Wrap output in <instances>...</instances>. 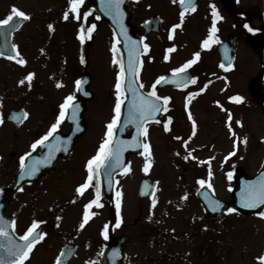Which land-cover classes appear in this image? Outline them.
I'll return each instance as SVG.
<instances>
[{
  "label": "flooded vegetation",
  "instance_id": "obj_1",
  "mask_svg": "<svg viewBox=\"0 0 264 264\" xmlns=\"http://www.w3.org/2000/svg\"><path fill=\"white\" fill-rule=\"evenodd\" d=\"M41 1L0 0V19L10 14L13 5L31 17L13 31H9V26H0V51L5 53L4 56H0V101H2L0 116L3 117V124H0V217L8 222L7 231L11 234L10 237L0 236V245L6 246L0 247V255L6 254L7 247L20 242V237L33 220H37L42 222L39 224V230L46 235L33 248L25 264H56V258L61 251L69 249L71 254L62 258V264H89V262L92 264H213L219 257L221 248V233L219 234L218 231L217 234L213 228L228 226L230 223L225 221L230 218L239 226L241 232L244 227L250 226L249 222L254 215L238 210L235 213H228L226 209L233 207L231 199L224 210L223 218L220 219V213L219 217L216 213L212 214V210H208L205 203L200 200L198 192L207 184L201 187L198 180L205 179L212 184V188L215 186L214 180L208 177V171L209 168L212 172L216 171L220 163L218 160L220 149L216 148L215 142L201 143L200 146L197 144V135L200 134L199 113L208 114V117L200 122L207 126H210L213 120L217 121L220 118L226 120L229 111L232 114L231 134L234 155L230 158L232 164L226 168L233 171L238 169L247 174L260 168L264 159V61L261 54V49L264 47V0H193L196 10L186 12L181 27L175 32H172V26L181 23L180 12L184 10L179 0H176V3H173V0L127 1L131 39L139 42V48L140 42L142 46L144 44L149 46L147 51L143 47L144 51L139 59L142 64L139 65L138 81L139 84L144 85L142 89L149 93L151 85L158 77L174 75L173 69L179 68L187 60L192 59L195 52H200V59L185 73L189 77H195L196 83H188L182 88L157 85V94L169 96L171 99L167 104L168 111L163 112L158 120L159 123L154 121L146 124L148 135L144 136V143L150 145L151 156L149 157L147 152H144V155L130 153L127 165H130L131 171L127 174L124 171H116L114 189L109 185H103L100 172L102 207L93 205L88 209L89 213H94V215H90L83 229L79 225L83 220L85 205L95 197V188L90 187L83 195L77 194L76 189L73 191L74 188L67 192L61 188L62 182L59 178L81 170V180L75 188L86 180L87 162L96 155L105 138L107 124L115 115V83L119 66L113 63V57L122 59L127 70L123 52L124 43L117 38L109 22L97 13L96 0H84L79 9V20L75 18V13L71 12L69 19L62 18L65 11H69V0H61L64 6H58L55 0L52 13L47 14L45 18H40L37 13L44 6V0ZM212 4H215L219 16L222 17L217 21L218 31L215 34L221 43L213 44L210 49H206L202 47V42L208 36L212 26ZM85 12L89 13L86 19L83 15ZM61 18L70 32L73 29V37L67 39L62 37L63 33L59 36L60 31L57 36L52 35L57 32L55 24L61 23ZM121 19L124 26V12ZM76 23H80L77 28H75ZM93 23L96 24V28L91 33V39L81 42L79 38L81 26L86 30ZM49 24L53 25V30L49 29ZM245 24L255 31H249L245 28ZM44 29L48 30L47 33ZM169 35L172 39H169ZM38 38L41 44L38 46V52L23 51L22 46L26 49ZM56 41L59 42V46L54 49L58 50L48 52L47 48L50 49ZM75 41L79 42V48L73 45ZM114 43L117 45L116 53L112 50ZM12 44L17 46L21 56L27 61L25 65H20L15 60L7 58L9 54H14ZM67 47L74 51L79 49V52L66 54L63 51ZM254 47L257 65L255 77L252 76V68L247 67L253 58ZM170 48L174 50L168 52ZM165 55H168V60L164 59ZM43 57L62 59L65 63L64 71L68 73L67 80L73 90L71 94L75 96L74 103L78 104L79 108L76 111L75 120L71 118L72 110L69 109L57 132L49 137V139L55 138L52 144L54 150L59 149L55 150L54 168L48 171L46 177L41 180L17 181L20 157L26 152L31 153L32 143L43 136L55 123L60 113V105L65 99V97L62 99L57 109L51 106L48 94L55 84V79L52 77H50L52 79L50 85L43 76H38L37 80L33 76L31 87H29L27 81L24 85L19 84V81L28 73L13 74L11 66L14 64L19 65L20 69L31 71ZM101 62L107 63V66L103 67ZM221 62L226 65L231 63L233 66L226 70L220 67ZM86 75L90 78V83L88 84L87 80L81 82L80 88L77 87L76 81H82ZM109 78L112 79L110 87L107 84ZM209 81L211 83H208ZM205 85H207L206 90L199 92V89ZM239 89L248 91L250 98ZM190 92L196 95L189 97ZM234 95L243 96L244 100L240 103L230 100L229 98ZM125 96L120 122L127 99L126 92ZM178 97L181 98L180 106L176 105ZM93 100L106 103L110 108V116L103 125V131L100 133L95 148L91 149L89 154L77 157L78 151L83 150L87 144L85 138L90 128L87 116ZM220 105H223V108ZM40 107L45 109L47 107L49 111L46 110L47 113L53 116L46 128H42L41 122L32 121V114L35 115ZM25 111L29 115L22 123L12 118L14 114ZM189 111L197 124L195 135H192V122L188 119ZM253 114L259 117L258 120L256 118L255 127L262 130V132L256 131L255 135L252 134L251 117ZM169 116L172 117L169 124L170 130L165 131L164 123L167 122ZM28 121H31L29 127H27ZM119 125L120 123L114 130L113 142ZM156 128H160L165 135L176 130L175 133L179 134L181 141L188 139L187 146L192 143L197 145L195 148L185 149L188 154L191 152V156H195L198 152L199 155H204L202 157L209 159L206 162L203 160L200 162V175L198 171H192L197 174L189 175L188 180H182L184 184L192 185L188 198L200 202L204 210L202 212L204 216L200 221L199 236L203 235L205 230L212 229L214 232L213 239L208 235H205V238L199 237L200 244L196 250L177 246L179 240L186 238L187 241L194 236L192 232L196 220L188 219L190 223L184 222L186 216L185 218L181 216L182 212L185 213L189 209L186 205L162 202L158 210L157 203L155 207H152L153 197L140 196L142 180L157 179V176L155 177L158 160L157 147L155 142L151 141ZM184 130H186V135L180 132ZM131 133L132 129L129 128L126 135L130 136ZM57 136L61 137L59 142L56 140ZM245 137H247L246 143L244 142ZM215 139H218L217 135ZM172 150H169L168 155L172 160L177 161L171 156ZM27 157H25V162ZM146 158L150 160L147 173L143 170ZM189 166L185 165V167ZM168 167H172L170 160L163 168L164 173L169 176ZM132 174L133 178H131ZM105 177L108 178L107 167H105ZM158 182L159 185L155 192L157 202L160 198L158 197L161 188L159 186L163 181ZM233 182L235 184L234 177ZM117 192L122 193L119 198L122 222L118 227L116 225ZM29 209L37 217L25 224L24 218H27ZM234 214H243L247 217L236 221L233 219ZM179 216L183 218L184 226L175 227V219ZM12 221H15V228L11 226ZM106 224L108 225L107 239L102 234ZM230 228H233V225ZM228 231L233 230L228 229ZM226 237H231V241L236 239V235L232 233H228ZM238 238L243 245L239 251L241 262L239 264H252L250 260H245L251 256L247 254L246 239L244 240L242 234H239ZM114 249L118 250L117 255H113ZM224 249L234 250L235 248ZM197 254L199 256L196 257ZM91 256L93 260L89 261Z\"/></svg>",
  "mask_w": 264,
  "mask_h": 264
},
{
  "label": "snow or ice",
  "instance_id": "obj_2",
  "mask_svg": "<svg viewBox=\"0 0 264 264\" xmlns=\"http://www.w3.org/2000/svg\"><path fill=\"white\" fill-rule=\"evenodd\" d=\"M84 0H69V11H65L63 18L65 20L69 19V13H75V18L77 20L80 19V6L83 4ZM180 4L184 6V10L180 12V24H174L172 26V32H175V30L179 27H181L183 23V19L185 17V14L187 11H195L196 5L193 3V0H179ZM123 3V0H107V3L105 4V7L114 13L115 17L119 19V17L122 15V12L120 10V5ZM173 3H176V0H173ZM212 8V26L209 29L208 36L203 40L202 47L206 49H210L213 44H219L221 41L219 38L215 35L218 31L217 28V21L219 19H222V17L219 16L215 4L211 5ZM84 18L86 19L89 15L88 12H85ZM30 15L26 14L24 11L20 10L15 5L12 6L10 14L7 15L6 18L0 19V26H9V31L15 30L19 25L22 23L23 20L30 19ZM99 19V17H97ZM245 28H247L249 31H255L252 27H250L248 24L244 25ZM50 30H53V25H48ZM96 28V24L93 23L89 28L85 30L83 26H81L79 38L81 42H83L85 39H91V33ZM121 30L126 38V43L129 44V56H128V63H127V70L125 68V64L122 59H117L115 56L113 57V63L117 64L119 66V71L117 72L116 76V83H115V106H114V113L115 115L112 117L111 121L107 124V132L105 133V138L101 142L99 149L93 157H91L87 162V177L84 183L80 184L76 188V192L79 195H83L84 192L89 189L90 187L95 188V197L91 201H89L88 204L85 205V211L83 214V220L80 223L79 227L83 229L85 225L87 224L88 220L90 219V215H94V213H89L88 209H90L93 205L96 207H102V204L100 203L101 199V182L99 178V174L102 170V168L107 167L108 168V183H112V175L113 170L115 168L121 167L123 165L122 160V152H123V146L126 145L128 147H143L145 152L148 153V156H151L150 152V145L147 143H142L139 139H137V136L140 135L141 129H143V135L146 137L148 135V130L144 125L147 123L149 118H154L156 113L158 112H167V104L170 101L171 97L169 96H159L157 94V85L161 83L168 82L167 78L164 76L158 77L156 81L151 85V91L144 95L140 92H138L136 85V78L139 76V65L142 64L138 60L139 57V42L134 41L127 35V31L124 29L123 24L121 23ZM169 39H172V36L169 35ZM12 49L14 50V54H9L8 59L15 60L20 65H25L27 61L21 56L20 52L17 49V46L15 44L11 45ZM144 50L147 51L149 46L147 44L143 45ZM112 50L114 53L117 52V45L114 43ZM174 49L170 48L168 49V52L173 51ZM43 51V50H42ZM5 53L3 51H0V56H4ZM200 52H195L193 54V58L190 60H187L183 65H181L179 68H175L172 70L174 74L173 83H175L178 87H186L188 83L195 84L196 78L195 77H189L186 75V70L189 69L192 65L196 64L197 61L200 59ZM165 60H168V55H165ZM233 65L231 63H228L227 65L224 62H221L220 67L224 69H230ZM128 73H131L134 77L133 79H129L127 83V90H130L133 93V100L132 103L129 105V111H128V120L124 121L125 124H135L137 129V136H133L131 142L129 141H120L118 142L117 146L115 148L112 147L113 144V136H114V130L116 129L117 125L120 123L121 119V112H122V105L125 102V79ZM35 74L34 73H28L27 76L19 81V84L24 85L26 81L28 82V86L31 87V80ZM208 83H211L209 81ZM81 84L80 80L76 81L77 87H79ZM60 86L59 84L57 85ZM144 85L140 84L139 88H143ZM207 88V85L205 87L200 88L199 92H204ZM189 97H192L196 95L195 93H189ZM75 96L70 94L67 97H65L64 102L60 105V113L57 117L55 123L51 125L49 130L41 136L39 139L35 140L31 148L34 150L40 145H44L46 141H48L49 137H52L54 133L57 132V129L59 128L62 120L64 119L65 115L67 114L68 110H72L71 118L73 120L76 119V111L79 108V105L74 103ZM230 100L240 103L244 100L243 96L240 95H234L229 98ZM161 101H163V106L161 105ZM2 103V101H0ZM219 105V101L216 102ZM221 108H223V105H220ZM227 111V110H225ZM28 113L22 112V113H16L13 115V119L17 122L22 123L24 119L28 117ZM188 119L192 122V128L193 132L192 135H195L196 132V121L193 118L191 112H188ZM172 121V117H167V122L164 123V129L165 131H169V124ZM228 126L231 129V121H232V114L229 111L228 112ZM159 123V121H157ZM237 123H241L240 121H237ZM0 124H3V117L0 116ZM235 135V133H233ZM70 139V137H69ZM177 140H180L181 137H176ZM191 139V137H189ZM57 142L61 140V137H56ZM244 142H247V137L244 138ZM185 147H187V141H184ZM49 155L48 158L45 159L43 162L47 163L50 162L52 151L54 146L49 144ZM59 150V149H55ZM30 153H25L20 157V169L21 171V177L24 176H34L38 171L39 167L38 164L40 161H35L31 166H27L25 164V157L29 156ZM141 155H144L142 152ZM234 155V152H230L229 156ZM189 156H191V152L187 156L184 157V159H188ZM195 159V157H192ZM227 159V158H226ZM150 168V160L145 159L144 164V172L147 173ZM124 173L127 174L131 171L130 165H124ZM212 176L211 168H209L208 171V177L210 178ZM227 177L229 180H232L233 173L228 172ZM198 183L201 187H203L205 184H207L208 188H212V184L208 182L205 179L198 180ZM148 184L145 182V192L147 193ZM153 196L152 199V207H155L157 200L155 199V191L153 190L150 193ZM118 199L116 201V209H117V220L116 225L117 227L122 222V218L120 217V207H121V201L120 197L122 196V193L117 192L116 193ZM183 199H187V196L183 197ZM206 199L208 200V206L212 209V211H217L223 207L221 202L219 200L211 199L210 197L206 196ZM241 204L244 208H256L260 205H264V173L261 174V178L257 181H250L246 182V187L244 189V192L242 193V199ZM228 213H235L237 212V209L235 207H228L226 209ZM258 215L261 217H264V212H259ZM59 219V217L57 218ZM42 223L41 221L33 220L32 224L27 228V230L23 233V235L20 237V242L15 243L14 245L7 247L6 254L0 255V264H25V261L29 259V256L33 250V248L36 246V244L43 240L46 233H43L39 230V224ZM7 221H4L2 217H0V236H6L10 237V233L7 231ZM11 226L15 228V221L11 222ZM105 237V239L108 238V225H105V228L102 233ZM0 247H6L4 245H0ZM71 254V250H62L60 255L56 258V264H62V258L65 256H68ZM118 250H113V255H117ZM258 264H264V254L258 256L257 258ZM89 264H92V262H89Z\"/></svg>",
  "mask_w": 264,
  "mask_h": 264
},
{
  "label": "rangeland",
  "instance_id": "obj_3",
  "mask_svg": "<svg viewBox=\"0 0 264 264\" xmlns=\"http://www.w3.org/2000/svg\"><path fill=\"white\" fill-rule=\"evenodd\" d=\"M24 1H28V2H42L41 0H24ZM44 6L42 9H40L38 11V16L41 17H46L47 14H51L54 7H55V0H44L43 1ZM42 3V4H43ZM57 5L58 6H64L61 0H57ZM43 14V15H42ZM63 18V17H62ZM61 20V23H56L55 26H57V32L52 33V35L57 36L58 35V31H60L59 36L61 33H63L62 37H66L71 38L73 37V29L70 32V29L67 28L66 26H64L63 21ZM80 25V23H76L75 24V28H77ZM45 30V29H44ZM48 30H45V32L47 33ZM38 39H35L33 42H31L28 47L25 49L22 46V49L24 52H38V46L41 45L38 42ZM17 41H20L17 39ZM73 45H75L77 48H79V42H73ZM59 46V42H53V45L50 46L51 48H47L48 52L50 51H56L58 49H54L55 47ZM66 54H71L74 52H79V49H77L76 51L72 50L71 48L68 49V47L65 49V51H63ZM245 54H247L246 52H244ZM101 65L103 67L107 66V63H103L101 62ZM33 70L28 71L27 69H20L19 65L14 64L13 66H11L12 68V72L13 74H17V75H21V74H26L29 72L34 73V78L37 80L38 76H43L44 79L46 80V82L48 84H52V78L55 79V84L52 87L50 93L48 94V98L50 101L51 106L54 109H57L60 102L62 101V99L64 97H66L67 95L71 94L73 92L72 88L70 87V83L68 82L67 78H68V73L64 71L65 68V63L62 61V59H55V58H48V57H43L40 59V61L37 62V64L35 66H33ZM245 67V66H243ZM247 67L252 68V76L255 77L257 74V65H256V61H255V47L253 48V58L250 61V64H247ZM77 68H79V65L77 64ZM60 85L59 87L57 85ZM108 86L110 87L112 85V79L109 78L108 82H107ZM245 92V94L250 98L249 96V92L245 91L244 89H239ZM181 103V98L178 97L177 101H176V105L180 106ZM48 108L46 107V109L44 107H40L38 112L33 115L32 121H39L43 124L42 128H46V126L48 127V125L51 123L53 116H51L50 114L47 113ZM49 112V111H48ZM110 116V108L106 103H102L100 101H96L93 100L90 104V107L88 109V116H87V120H88V125L90 124V128L88 129L87 132V136H86V145L83 147V150L78 151V156L77 157H81L84 155H87L91 152V149L95 148V146L97 145L98 139L100 137V133H102L103 131V125L106 122V119ZM257 114H253L251 119H252V123H253V128H252V134L255 135V132H262V130H260L259 127H255V123L257 121H255ZM208 117V114H204L202 112L199 113V122H201V120H205ZM216 118V116H215ZM223 121L222 118H220V120L217 119V121L213 120L210 126L205 125L203 122L200 123V134L198 133L197 135V144L200 146L201 143L204 144H210L211 142H215L216 143V148L221 149V153L220 156L218 158V160H220L222 158V156L225 154L224 152L229 150L231 148L230 146V142H227L226 144L223 143L222 141V137H227L228 134H221V129L224 128L223 125ZM31 125V121H28L27 127H29ZM257 129V130H256ZM176 131V130H175ZM174 132L169 133L168 135H165L163 133V131L160 128H156V130L154 131L151 141H154L157 147V154H158V160H157V168H156V172H155V177L157 176V178L161 179V181H163L161 183V188L160 191L158 193V197H160L158 199L157 202V209L159 210L158 206H162L161 203L165 202V204H174L177 203L178 205H186L189 209L188 211L182 212V217L186 218L184 219V222H188L190 223V221L188 219H195L196 222L194 224L193 227V232L192 234H194L193 237L190 238V240L186 241V238L183 240H179V244H177V246L179 247H186L188 249L192 248L194 250H196L200 244L199 242V237L201 238L202 236L205 238V235L210 236L211 238L213 237V230L218 234L221 233L220 235V239H221V248H220V254L219 257L213 262V264H239L240 262V252L241 248H242V243L240 241V239L238 238L239 234H242L244 236V240L246 239L247 241V245L249 246L248 249H256L255 245V239L257 238V236L261 233L262 236L259 237L258 236V240H256L257 242L259 240L263 239L264 236V231L262 230V227H257L258 223L255 222V220H250L249 225L251 226H246L244 227V229L240 232L239 231V226H237V224H235L234 222L231 221V219H227L225 222L226 223H230L228 224V226H222L219 229L213 228V230L211 229L210 231L205 230L204 234L199 236V230L201 228L200 225V221L202 220L203 215V211L202 210V205L200 202H196L194 200H190V192L192 191V185H188V184H184L182 182V180H188L189 179V175H196L197 172H192V171H198L199 175L201 174L200 171V163L198 161H196L197 159L199 160L198 156H200V158H203L202 156L204 155H199L198 152H196V155L194 156L195 159L188 158L187 160L184 159L185 156L188 155V153L185 151V149H191V148H195L197 147V145L195 144H190L187 147H185L182 143V141L177 140L176 137H178L179 134H176ZM156 132V135H155ZM182 132L184 135H186V130L184 131H180ZM30 135V133H29ZM218 136V139H215V136ZM213 137V138H212ZM199 138V139H198ZM183 141H187L188 139H185ZM88 145L90 146L88 148ZM78 149H82V147H78ZM174 149L177 152L179 151L180 153H178V157H177V161L172 160L169 155L168 152L169 150ZM255 149V146H254ZM198 155V156H197ZM169 160L172 163V167H168V172H169V176L166 175L164 173V166L166 163H169ZM232 164V161L230 160L227 163V166H230ZM190 165L189 167H185ZM195 165V167H194ZM77 169V168H76ZM225 173L227 174L229 171V168H224ZM204 174V173H202ZM81 176H82V171L81 170H77L75 172H73L70 175H66L65 177H60L59 180L62 182L61 183V188L67 190V192H70V189H73V191H75V187L78 184V182L81 180ZM134 175L132 174L131 178H133ZM211 178L214 180L215 182V190H217L218 194L220 195V198L229 202L232 199V189L230 186V181L227 178L224 179V174L220 168V166H217V169L215 172H212V176ZM181 181V182H180ZM199 190V189H198ZM183 192V194H182ZM185 192V193H184ZM198 192V191H197ZM187 196V199H183V197ZM147 215V214H145ZM192 215L194 217H192ZM181 216L177 217L175 219V227H179V226H184V222H183V218H180ZM36 214H32L30 209L28 210V215L27 218L25 217V224L32 221L33 219H36ZM246 218L247 216L245 215H238V214H234L233 215V219H235L236 221H240V219ZM225 225V224H224ZM233 225V228H230V226ZM168 228V227H167ZM182 228V227H181ZM225 229V230H224ZM228 229H232L233 231L230 232L228 231ZM207 233V234H206ZM228 233H232L234 235H236V239L231 241V237H226L228 235ZM182 236V235H181ZM213 239V238H212ZM243 240V241H244ZM224 241V242H223ZM259 243V242H258ZM259 245V244H258ZM236 248L234 250H225L224 248ZM251 252V259L249 258H245V260H252L253 264H258L257 261V257L260 256V254H256L257 251H249ZM196 257L199 256L198 254L195 255ZM89 261L93 260V256H91L89 259Z\"/></svg>",
  "mask_w": 264,
  "mask_h": 264
},
{
  "label": "water",
  "instance_id": "obj_4",
  "mask_svg": "<svg viewBox=\"0 0 264 264\" xmlns=\"http://www.w3.org/2000/svg\"><path fill=\"white\" fill-rule=\"evenodd\" d=\"M173 154H174V153H173ZM47 169H49V168H46V170H44V171L41 172V176H40L39 179H42L43 175H45V173H47ZM257 180H259L258 177L254 178V179H251L250 181H257ZM238 181H239V180H238ZM250 181H249V182H250ZM245 187H246V183H245V182H242V183H240V187H239V188L237 189V191H236V196H238V200H237L236 204H237L239 207H242V204H241V197H240L239 194H242V193H243ZM252 211H254V210H252Z\"/></svg>",
  "mask_w": 264,
  "mask_h": 264
}]
</instances>
